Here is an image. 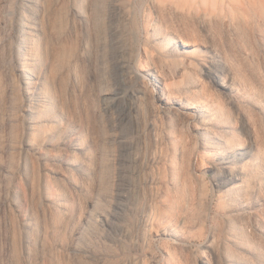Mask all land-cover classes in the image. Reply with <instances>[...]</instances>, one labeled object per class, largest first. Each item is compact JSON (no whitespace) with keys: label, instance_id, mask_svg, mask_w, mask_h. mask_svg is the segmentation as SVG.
I'll use <instances>...</instances> for the list:
<instances>
[{"label":"rangeland","instance_id":"rangeland-1","mask_svg":"<svg viewBox=\"0 0 264 264\" xmlns=\"http://www.w3.org/2000/svg\"><path fill=\"white\" fill-rule=\"evenodd\" d=\"M0 264H264V0H0Z\"/></svg>","mask_w":264,"mask_h":264},{"label":"bare ground","instance_id":"bare-ground-1","mask_svg":"<svg viewBox=\"0 0 264 264\" xmlns=\"http://www.w3.org/2000/svg\"><path fill=\"white\" fill-rule=\"evenodd\" d=\"M183 40V45H185V46H189V47H194L195 46V43H194V41L193 40H190V39H182ZM125 56V55H124ZM120 67V66H119ZM180 67H178V69H179ZM26 70H28V69H26ZM124 72H125V74H127L129 77H131L132 76V73H131V71H130V69H129V65H128V63H126L125 64V67H124ZM32 74V73H31ZM217 75V80H218V75L220 76V74L219 73H216ZM29 76H30V74L28 75V74H25V78H29ZM124 87V86H123ZM102 91H103V94L104 95H107V94H110V93H112V90H111V88H107V89H102ZM136 92H144L145 90H143L142 88H137L136 90H135ZM162 92V91H161ZM163 94H164V90H163V92H162ZM156 97L159 99V100H161V101H163L164 102V97L162 96V95H160V92H156ZM232 97V96H231ZM37 98H39V97H37ZM230 98V97H229ZM107 99V98H106ZM110 101H107V103H106V108H108V109H110L111 108V106H110V103H109ZM55 106H54V103L53 102H51V101H49V103L46 105V107H45V111L46 112H48V109L50 110V109H52V108H54ZM165 107V106H164ZM166 111L168 112V114H172L173 116H179V115H181V113H183V112H185V113H188V105H186V104H184V103H182V102H180V103H178V105L176 104V105H174V104H169V105H167L166 107ZM31 110L33 111V112H37L38 110H39V108L37 107V106H33L32 108H31ZM50 112V111H49ZM194 115V117L191 119V122L190 123H192V124H195V126H196V128H198V129H208L207 128V126H206V122H207V116L203 113V112H201V113H194L193 114ZM230 119H231V117L228 115V116H226L225 118H224V120H222V122L224 123V122H230ZM40 131H43V129L41 128L40 129ZM221 140H225V139H222V138H220ZM210 139H208L207 141H206V145L207 146H210L209 144H210V141H209ZM224 142H226V140L224 141ZM209 143V144H208ZM215 143V142H214ZM207 146H205V147H207Z\"/></svg>","mask_w":264,"mask_h":264}]
</instances>
